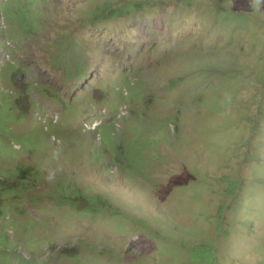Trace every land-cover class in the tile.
Instances as JSON below:
<instances>
[{
    "label": "rangeland",
    "instance_id": "1",
    "mask_svg": "<svg viewBox=\"0 0 264 264\" xmlns=\"http://www.w3.org/2000/svg\"><path fill=\"white\" fill-rule=\"evenodd\" d=\"M106 3L147 8L100 20ZM0 47L29 79L0 81V177L37 176L0 263L264 264V0H0ZM60 185L110 211L79 215Z\"/></svg>",
    "mask_w": 264,
    "mask_h": 264
},
{
    "label": "trees",
    "instance_id": "2",
    "mask_svg": "<svg viewBox=\"0 0 264 264\" xmlns=\"http://www.w3.org/2000/svg\"><path fill=\"white\" fill-rule=\"evenodd\" d=\"M146 6H147V3H143V4L135 3L133 5L127 4L125 7H116L112 3H106L102 5L101 7H99L98 11L96 12V17H98L100 20H107V18L108 19L114 18L120 14H126L131 11L141 12L144 9V7L145 9L147 8ZM112 135L113 134H111V136ZM107 139H108V143L112 141V138L109 136H107ZM115 147L116 149L119 148V144L117 142H115ZM8 175L10 177L8 176H5L3 178L0 177V214L4 213V211L2 210V206H3V207H6V211H8L4 215L5 217L10 215V210L13 213L22 215L25 213L23 208H20V206H16L15 208H12V204L14 203L13 200L17 199V200L23 201L25 198L21 197V194L25 195L26 191H29V190L31 191L33 186H30V185L32 182L34 181L36 182L35 177L37 176H35L34 170H30V169L18 167V166L15 168L13 172H11ZM30 175H33V177ZM39 178H41V175H39ZM230 186H231L230 194L232 195L237 194L239 190L241 189V184H239L235 180L231 181ZM59 193L62 195V197H66V200L61 201V203L71 207L72 210H76L77 213H79V215L81 214V211H82V208H80L81 201H86V200L89 201L90 206L88 210L92 212H89L88 214H90L92 217L97 218L98 216H101L103 213V210L105 209L103 203L101 202L102 200L101 197L88 198L81 193L75 194L74 191L72 192V189L62 186V185H60ZM31 202H33L32 198H31ZM107 211L108 209H106V212ZM110 215L115 216L116 213H112ZM15 223H17L16 226H19L17 219H15ZM26 231H27V228H26ZM10 245L12 244L8 236L0 233V250L3 249V250L8 251V248ZM46 245L48 248V242H46ZM92 249L96 251L98 254L103 255V250H100L98 246H92ZM9 257H10L9 255H6L4 259H6V261H9ZM21 258L24 259L23 256H21ZM212 263L213 262L208 258H204L202 261V264H212ZM0 264H8V263L3 262ZM34 264H51V263H50V259H47L44 261L35 260Z\"/></svg>",
    "mask_w": 264,
    "mask_h": 264
},
{
    "label": "clouds",
    "instance_id": "3",
    "mask_svg": "<svg viewBox=\"0 0 264 264\" xmlns=\"http://www.w3.org/2000/svg\"><path fill=\"white\" fill-rule=\"evenodd\" d=\"M19 37H17V38H14V40H12V39H9V42H8V44H11V40L14 42L15 40L16 41H19ZM21 41H19V43H20ZM248 48H249V43H247V40H246V43L244 44V45H239L238 44V46H237V57H236V59L238 58V60L240 61L241 59H240V56H244L245 54H246V52L248 51ZM2 48L0 47V50H1ZM244 49H245V51H244ZM9 50H12V49H9ZM14 53H15V55H16V52L14 51ZM10 54V53H9ZM11 56V55H10ZM14 56V55H13ZM200 61H201V59H200V56L198 57V59L196 60V57H194V62L196 63V64H199L200 63ZM10 63H8V64H6V66L5 67H2V68H0V73H1V75H0V81H3V78L4 77H8L9 76V78L11 79V80H16L15 82H17V83H22V82H25V84H27L26 83V80H29V79H27L28 78V75L26 74V73H23V74H21V80H19L17 77H18V73L16 72V71H10ZM203 68H205V69H211V70H213L214 72H217V71H220V70H217V69H215V68H213V67H203ZM236 68H238V67H236ZM21 68H19V69H17V70H20ZM241 69V68H240ZM200 71H202V69L200 70V69H197V70H194V71H192L191 72V75L192 76H194L195 74H197L198 72H200ZM130 76V75H129ZM128 76V77H129ZM3 77V78H2ZM129 80H130V78H129ZM1 83V82H0ZM1 87V86H0ZM1 92H5V91H1ZM206 92V91H205ZM6 94H9V95H11L12 96V94L10 93V92H5ZM42 93H44V94H49V95H51L50 94V92L48 91V90H45L44 92H42ZM52 96V95H51ZM138 96H139V98H140V100H141V103L139 104V105H131L130 107H128L129 108V110H130V113L128 114V116H126L127 118L129 117V116H131V113H134L135 111H137V112H143V111H145L146 109H144V105H145V103L146 102H148V100L146 99V97L144 96V95H140V93L138 92ZM12 99H15V104H18L20 101H22V100H26V101H28V102H30V103H32V104H36V99H37V92H36V90H35V87H33V86H31L29 89H28V91L27 92H17V90L15 91V92H13V96H12ZM13 103V102H12ZM12 106V105H11ZM11 109V108H10ZM9 109V110H10ZM143 110V111H142ZM147 111V110H146ZM137 115V114H136ZM97 127V126H96ZM106 134V133H105ZM112 134H113V132H112ZM100 138H101V142L103 143V142H106V143H108V139L107 138H104V136H103V134L101 135V136H99ZM111 138H112V141H110L109 143H112V145L114 146V150H118V149H122V147L120 146V144H119V142H118V137H116V135L115 134H113L112 136H111ZM115 142H117L118 144H119V148L118 149H116V147H115ZM102 145V144H101ZM101 145H99V146H96V147H93L92 148V150H91V155L89 156V157H92V152H93V150H94V148H102V150H103V153H102V157L104 158H106L107 160H110V163L109 162H107L108 164H109V167H110V169L111 170H113V169H118L119 167H117L115 164V162L113 161V157L111 156V154H112V152L108 149V148H106V147H104L103 145V147L101 146ZM103 148H105L106 150H104ZM20 167V166H19ZM22 167V166H21ZM23 168H26V167H23ZM27 169H29V168H27ZM123 171H125L126 172V174H127V169L125 170V168H121ZM33 170V169H32ZM40 172H41V170H39ZM42 173V172H41ZM138 178H140V176L138 177ZM86 194L87 193H85L84 194V196H86ZM86 197H88V196H86ZM96 197H101L102 198V200H101V202L103 203V205H105V207H106V209H108V211H110V208H108V206L109 205H111L110 203H108L106 200H105V198H104V196H95V197H88V198H96ZM85 203L87 204V210H88V208H89V206H90V204H89V201H85ZM111 209H112V207H111ZM84 210L85 212H86V215H88V216H91L90 214H88L89 212H92V211H90V210ZM8 211H6V212H4V213H1L0 214V225H1V228H0V233H2V234H4V235H6V236H8V231H9V228H10V226H11V224H12V226L11 227H14V223H15V219H13L12 218V215L14 214L13 212H11V210H10V215L9 216H7V217H5L4 215L7 213ZM92 217V216H91ZM8 225V227H6V226H4V225ZM11 229V228H10ZM9 238V237H8Z\"/></svg>",
    "mask_w": 264,
    "mask_h": 264
}]
</instances>
